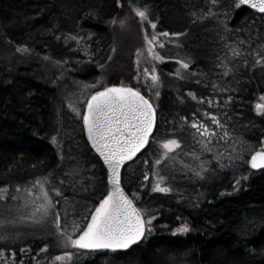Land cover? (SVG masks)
I'll return each mask as SVG.
<instances>
[{"label": "trees", "instance_id": "trees-1", "mask_svg": "<svg viewBox=\"0 0 264 264\" xmlns=\"http://www.w3.org/2000/svg\"><path fill=\"white\" fill-rule=\"evenodd\" d=\"M137 2L151 9L157 22L155 34H182L170 36L168 43L156 34L168 49L165 52L158 46L156 52L165 60L151 61L160 76L155 86L160 93L155 102L158 140L177 138L181 147L155 172L154 160L160 157L161 148L150 140L123 169L125 190L138 207L157 216L155 230L129 249L85 250L77 264H264V168L255 170L249 162L264 145V116L255 111V102L264 95V66L252 67L264 43V14L221 0L212 9L216 16L199 19L211 7L210 0ZM130 11L127 0L123 8L117 0H0V189L50 178L75 203L79 226L108 191V180L82 119L67 107V95L73 94L74 81L93 83L106 66L114 64L117 33L124 32L118 26L126 28ZM226 45L238 47L242 54L233 59ZM180 59L190 62L189 69L182 68ZM222 65L234 66V70L224 75ZM129 83L136 86L132 80ZM142 92L149 95L148 89ZM189 93L217 103L194 100ZM206 111L227 123L232 134L213 141L212 152L202 148L199 134L184 120L197 118L207 123V119L211 124ZM225 114L231 119L226 120ZM67 120L74 124L66 131ZM201 161L210 162L204 164L203 178L196 175ZM145 173L149 180L143 179ZM157 174L172 192L152 191ZM17 211L15 206L0 208V221L19 217ZM183 223L190 231L175 233ZM0 228L9 236H18L13 242L0 241V245L8 244L0 252L16 250L15 264L21 260L29 264L31 254L45 242L50 246L44 258L60 252L55 238L48 235L52 227L45 230L24 222ZM28 245L31 252L19 251Z\"/></svg>", "mask_w": 264, "mask_h": 264}, {"label": "snow or ice", "instance_id": "snow-or-ice-1", "mask_svg": "<svg viewBox=\"0 0 264 264\" xmlns=\"http://www.w3.org/2000/svg\"><path fill=\"white\" fill-rule=\"evenodd\" d=\"M117 3L121 8L124 7V0H117ZM230 3L235 8L250 6L251 9L257 10L258 13L264 14V0H238V2L237 0H230ZM210 4L211 7L206 12H203L199 19L216 16L212 9L218 7L221 4V0H210ZM127 7L131 9L138 22L142 25L143 39L147 44V51L151 54L152 60H165V56L155 51L158 46L162 48L164 45L159 43V36L155 34L157 22L151 15V9L146 3H138L137 0H127ZM223 11L225 15L228 14L227 9H223ZM112 23L115 24L116 20L114 19ZM161 35L180 36L182 34L164 32ZM74 39L82 38L74 37ZM226 46L232 51L233 59L242 54L238 47ZM260 49V51L255 53L257 59L252 64V67L257 64L264 66V43H261ZM18 50L21 52L28 51L27 48ZM247 63V60H244V64L247 65ZM179 64L183 69H189L190 62L180 59ZM222 66L226 67L224 75H228L234 70V66ZM101 68H103V65H101ZM154 71V68L153 71H149L147 68L143 69L145 76L151 78L153 86H157L160 83V76L159 74H153ZM137 73L134 78L139 82L141 80L139 56L137 57ZM175 74L180 75L179 72ZM181 78L183 79L184 77ZM144 82L147 83L148 81L145 80ZM98 84L100 87L85 97L84 111L78 114L81 116L83 125L87 128L88 139L91 141L95 151L102 157L107 170H109L110 174L107 178L110 180L111 189L98 200V206H93L88 210V215L82 217L86 223L83 226H79L75 222V218L80 216V212L77 210L75 203L69 202L59 188L53 187L51 189V192L55 193V197L49 194V189L45 186L46 183L50 182L47 178H45L44 182L39 179L36 180L31 188L17 186L14 196L9 194L7 189H0L4 199H12L16 202L21 201V192L31 193L23 204L17 205V207L28 208L29 203H31L33 206L30 214L27 216L21 215L12 220L5 218L6 224L14 225L24 222L51 224L54 231L48 235L55 238L53 242L62 252L51 258L45 257L44 260L47 261V264H58V262L77 264L78 257L85 250L90 252L96 250H125L144 240L155 230L153 221L157 219V216L146 208L138 207L136 199L125 191L124 186H122L121 170L126 162L133 161L142 150L149 146L150 140L153 144H159L164 150L161 157L154 160L156 166L161 165L164 160L169 158L170 153H174L175 150L181 147V140L177 138L158 140L157 105L152 99L142 93L139 88L123 83L107 85L103 81H99ZM85 87H96V85H85ZM222 91L228 92L230 89H222ZM154 94L157 98L160 95L158 90ZM189 95L194 100L211 104L217 103L215 99L198 98L194 93H189ZM231 100L232 96H227V101L230 102ZM69 107H72L74 112L77 111L71 104ZM255 111L260 116H264V95H261L255 104ZM204 115L211 117V124L218 127H210L198 119L191 122V127L199 134L201 139L198 142L202 148L207 152H212L213 148L211 145H213V141L228 139L232 134L228 130V124L222 123L220 117L207 111ZM193 116H196V114L193 113ZM187 119V117H184L185 121ZM225 119L230 120L231 118L225 114ZM154 133L157 135L154 136ZM193 138L195 139V137ZM53 142H56L55 137H53ZM148 162V160L144 161L146 164ZM205 163L210 162L201 161V167L196 171V175L201 178L205 175ZM250 163L253 169L264 168V148L256 151L251 156ZM143 179L149 180V175L145 173ZM155 179L157 183L152 187V191L160 193L173 191L171 187L163 184L164 177L157 174ZM61 183H64V181L62 180ZM237 184H239V181H237ZM36 186H39L41 194L39 197L41 203L38 205L32 199L36 195L32 188ZM142 186L146 187L147 185ZM136 195L138 196V193ZM189 231L190 227L187 223H183L174 229L177 234L188 233ZM14 238L17 237L9 236L6 229L0 231V241L8 242ZM49 246L48 242L43 243L42 247H38L37 255L39 253H47ZM0 247L7 248L8 244L5 243L0 245ZM32 250L31 245L19 248L21 253H29ZM15 256L16 250H11L9 253L0 252V262L2 264H15ZM33 260H35V264H44V261L35 259V257L29 258V264H33ZM19 264H23V260L19 261Z\"/></svg>", "mask_w": 264, "mask_h": 264}, {"label": "rangeland", "instance_id": "rangeland-1", "mask_svg": "<svg viewBox=\"0 0 264 264\" xmlns=\"http://www.w3.org/2000/svg\"><path fill=\"white\" fill-rule=\"evenodd\" d=\"M126 28H124V25H119L118 29L121 31L123 30L124 32H118V49H116V53L118 57L117 59L114 60V64L110 66V64L108 66H106L103 71L101 72L100 76L95 80V82H82L81 80H76L73 83H75L73 86H71L73 88V94H68L67 95V107L69 108V110L73 111L72 107H69V105L71 104L73 107H75L77 109L76 112H74L76 118L81 119L80 114L78 113H82L84 111V105L86 103L85 97L89 96L90 93L94 92L95 90H97V88L100 87V85L98 84L99 81H103L105 84L109 85L111 84V82H118L117 84L123 83L125 85H130L129 80H132L136 83V88H139L140 91L142 92V88L143 90L147 91L148 89V97L150 99H152L154 101V103L156 102V96H155V92L157 91L156 87L153 86V82L151 81L150 77H146L143 69L147 68L149 71H152L153 68L151 67V61H152V56L151 54L147 51V44L143 39V30H142V25L138 22L137 18L135 17L134 13L132 11H130L127 15H126ZM123 24V23H122ZM129 24V25H128ZM128 27V29H127ZM127 29V30H126ZM164 33V32H163ZM156 34H160V32H156ZM162 34V33H161ZM163 40L165 39V42L168 43L170 40V36H163ZM159 36V37H160ZM179 40V38H177V41ZM181 42V40L179 41ZM129 45L133 46V49L130 51ZM161 49H163V51H167L168 47L164 45V47H162ZM156 51V49H155ZM126 52V53H125ZM130 52H132L131 54V58L129 57ZM125 53V54H124ZM159 53V52H158ZM160 55H162L161 53H159ZM139 56V67H140V76H141V80L138 82L134 77L138 74L137 73V57ZM26 61V60H23ZM24 63V62H23ZM153 74H157L156 71H154ZM178 76V75H176ZM61 78V77H60ZM59 78V79H60ZM147 80L148 82L145 83L144 81ZM85 85H96V87H85ZM151 89V90H149ZM68 91V90H67ZM259 99H257V101L255 102V104L258 102ZM193 120H197L196 119H187V123L189 124V126L191 127V122ZM200 120V119H198ZM205 122H207L206 124H208L210 127H213L210 122L207 119H204ZM210 120V119H209ZM68 124H64L63 126V130L65 128V130L67 131V128H71L72 129V125L74 124V121L71 120H67ZM214 127H218V126H214ZM70 131V130H69ZM68 131V133H69ZM196 132V131H195ZM197 133V132H196ZM168 138H172V137H168ZM165 138V139H168ZM163 141V140H161ZM159 145V144H158ZM160 147V145H159ZM161 148V147H160ZM264 148V145L261 147V149ZM163 149L161 148V154L163 153ZM176 151V150H175ZM173 153H170L169 156L172 157ZM161 157V155H160ZM159 157V158H160ZM67 165V164H66ZM156 165L154 164V167ZM160 167V165H159ZM66 168V166L64 167V169ZM68 169V168H67ZM157 171L155 172H159L158 166H156L155 168ZM70 175V174H68ZM39 180H41L42 182H44L45 178H38ZM35 179L31 182H29L27 185H25L24 187H28L31 188V186L35 183L36 180ZM48 181H50L49 183H46L45 186L49 189V194L52 195L53 192H51V189L55 186H58L57 184H55L54 182H52V180L49 178H47ZM58 180V179H57ZM61 182V179L56 181ZM157 183V180L155 179L153 186ZM7 189L8 193L11 194L12 196H14L16 194V189L17 187H8V188H4ZM32 191L35 192V196L32 197L33 200H35V203L38 205L39 203H41V200L39 199L40 197V190H39V186H36L35 188H32ZM22 199L19 202L13 201L12 199H4L3 193H0V208H9V207H13L15 206L18 209V213H15V215L17 214H21L23 216H27L30 214L31 212V208H32V204L29 203V207L28 208H23V207H17L18 204H23L24 200H26L31 193H24L21 192L20 193ZM54 197H55V193H53ZM52 195V196H53ZM59 198V197H57ZM11 213V211L9 212V214ZM20 215V216H21ZM10 216V215H9ZM28 224L34 225V226H40L43 229H50L51 224L48 223H44V224H40V223H35V222H26ZM8 224L5 223V221H0V227H2L3 229L4 226H6ZM1 230V228H0ZM16 237V236H14ZM18 237V236H17ZM33 239V236L31 237ZM15 239L12 240V242ZM54 250V249H53ZM60 252H58L55 255H59L61 253V249H59ZM58 250V251H59ZM46 253H39V255H37V252L35 255H32L33 257H35V259H38L40 256L43 258L41 259L42 261H44V264H47V261L44 260V255ZM85 254V252H84ZM55 255H53L52 257H54ZM35 261V260H33ZM64 262H58V264H63Z\"/></svg>", "mask_w": 264, "mask_h": 264}, {"label": "water", "instance_id": "water-1", "mask_svg": "<svg viewBox=\"0 0 264 264\" xmlns=\"http://www.w3.org/2000/svg\"><path fill=\"white\" fill-rule=\"evenodd\" d=\"M247 7L251 8L250 6H247ZM253 10H254V9H253ZM256 11H257V10H256ZM116 85H119V84H116ZM132 87H133V86H132ZM142 93H143V92H142ZM157 118H158V113H157ZM85 129H86V132H87V128H86V126H85ZM87 139H88V137H87ZM88 140H89V139H88ZM89 143L91 144V141H90V140H89ZM149 143H150V142H149ZM91 146H92V144H91ZM92 147H93V146H92ZM147 147H148V146H147ZM147 147H146V148H147ZM93 148H94V147H93ZM94 150H95V149H94ZM144 150H145V149H144ZM144 150H142V152H143ZM260 150H261V149H259V150H257V151H260ZM142 152H141V153H142ZM255 152H256V151H255ZM255 152H254L252 155H254ZM97 154L99 155V153H97ZM139 154H140V153H139ZM139 154H138V155H139ZM138 155H137V156H138ZM252 155H251V156H252ZM99 156H100V155H99ZM100 158H101V160L103 161L102 157H100ZM136 158H137V157H136ZM134 159H135V158H134ZM250 160H251V157H250ZM130 162H132V161H128V162H126V163H125V166H126L127 164H129ZM249 162H250V161H249ZM104 165H105V164H104ZM125 166H124V167H125ZM250 166H251V163H250ZM124 167H123L122 170H121V177H122V173H123V169H124ZM105 168H106V171H107V177H108V175H109L110 173H109V170H107L106 165H105ZM255 170H259V169H255ZM107 180H108V178H107ZM122 186H123V182H122ZM108 187H109V188H108V191H109V190L111 189V183H110V180H108ZM125 191H126V190H125ZM126 192H127V191H126Z\"/></svg>", "mask_w": 264, "mask_h": 264}, {"label": "flooded vegetation", "instance_id": "flooded-vegetation-1", "mask_svg": "<svg viewBox=\"0 0 264 264\" xmlns=\"http://www.w3.org/2000/svg\"><path fill=\"white\" fill-rule=\"evenodd\" d=\"M82 124H83V122H82ZM83 127H84L85 135H86V137H87V132H86V129H85V125H83Z\"/></svg>", "mask_w": 264, "mask_h": 264}]
</instances>
